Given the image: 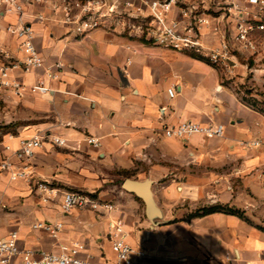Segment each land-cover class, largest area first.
<instances>
[{"label":"crops","instance_id":"crops-1","mask_svg":"<svg viewBox=\"0 0 264 264\" xmlns=\"http://www.w3.org/2000/svg\"><path fill=\"white\" fill-rule=\"evenodd\" d=\"M25 9L22 17L0 16V51L21 58L18 39L6 30L21 19L32 24L45 63L61 62L64 68L59 80L47 82L49 95L0 97L8 107L30 112L4 124H16L17 130L0 132V161L15 162L14 151L36 135L60 137L66 147L46 141L36 152V174L61 191L93 192L116 209L64 214L61 194L45 203L26 182L0 173V237L17 231L22 248L39 251L79 241L86 247L83 256L111 263L108 234L121 221L127 242L147 254L136 264H264L263 231L225 213L189 218L200 204H236L230 192L216 194L232 188V176L264 191V151L250 146L264 142V116L238 99L225 71L191 54L155 47L121 27L77 36L50 8ZM38 13L49 20L36 21ZM219 42L220 36L206 31L207 48ZM42 75L38 70L23 80L31 85ZM183 121L222 124L225 134L164 136L163 127ZM91 138L99 145L90 144ZM125 181L136 187L125 189ZM38 222L64 227L53 236L33 229Z\"/></svg>","mask_w":264,"mask_h":264},{"label":"built area","instance_id":"built-area-1","mask_svg":"<svg viewBox=\"0 0 264 264\" xmlns=\"http://www.w3.org/2000/svg\"><path fill=\"white\" fill-rule=\"evenodd\" d=\"M26 5L50 8L58 17L57 21L70 26L77 36L98 29L117 31L121 27V32L155 47L201 56L228 73L237 60L231 51L232 45L253 49L255 35L264 32V0H0V16L18 14L22 17ZM34 19L41 23L49 20L43 13L36 14ZM6 30L18 39L17 50L21 58L0 51V97L9 94L22 98L27 93L49 95L53 89L47 82L59 80L64 65L61 62L45 63L37 49L36 32L31 23L20 19L18 24H9ZM207 30L220 36V42L214 48L204 44ZM38 70H42L43 75L35 83L26 84L23 77ZM169 94L173 96L174 90L170 89ZM225 130L222 124L202 125L192 121L162 128L166 138L182 140L196 135L207 139L222 138ZM49 137L39 134L23 141L21 148L13 153L15 162L9 157L0 161V173L7 174L12 182H26L33 192L42 195L45 203L61 194L60 209L64 214L74 210L114 211L116 207L112 203L100 201L93 192L61 191L50 180L36 174L32 161L46 141L58 147L67 145L60 137ZM88 142L99 145L94 138ZM250 146L264 151L263 141H253ZM63 227L62 223L38 222L33 229L55 236ZM111 228L108 236L115 254L111 263L95 261L88 254L83 256L86 247L79 241L61 244L56 251L22 248L18 232L12 231L0 237V264H136L147 258L145 251L135 250L127 242L121 221Z\"/></svg>","mask_w":264,"mask_h":264},{"label":"rangeland","instance_id":"rangeland-1","mask_svg":"<svg viewBox=\"0 0 264 264\" xmlns=\"http://www.w3.org/2000/svg\"><path fill=\"white\" fill-rule=\"evenodd\" d=\"M127 34V32H125ZM255 46L253 49H246L243 46H233L231 51L236 57L233 63L235 66L230 73L226 72L227 81L237 95L238 99L253 110L264 111V32L257 33L254 37ZM232 63H229L232 66ZM262 114V113H261ZM264 116V115H263ZM30 117L29 111H20L14 107H8L5 101L0 99V129L15 119ZM14 131V128L1 130ZM232 188L229 191H216V194L230 192L233 203L217 202L212 205H226L240 212L248 224L257 229H264V191L246 187L242 178L232 176L230 179ZM121 183V180H117ZM264 187V183H263ZM264 190V189H263ZM202 208V204L199 205Z\"/></svg>","mask_w":264,"mask_h":264},{"label":"trees","instance_id":"trees-1","mask_svg":"<svg viewBox=\"0 0 264 264\" xmlns=\"http://www.w3.org/2000/svg\"><path fill=\"white\" fill-rule=\"evenodd\" d=\"M190 56L193 57V58H197V59H200V60L207 61L206 59H204V58H202L201 56H198V55H192L191 54ZM255 111L259 112L260 114L262 113V115H264V111H261L259 109L258 110H255ZM11 127L14 128V131L13 132L12 131H9V130L8 131H5V132H2L1 131V130H4V129H10ZM16 130H17V125L16 124H9L7 126H2V129H0V132H1V134L16 133ZM214 213H225V214H229V215H234V216H237L240 219L244 220L245 222L249 223L247 221V219H245L240 212L236 211L233 208H229L226 205L224 206V205H219V204L199 208L197 211H195L194 213H192L189 216V218L203 217V216H207V215L214 214ZM260 230L264 232V229H260Z\"/></svg>","mask_w":264,"mask_h":264},{"label":"water","instance_id":"water-1","mask_svg":"<svg viewBox=\"0 0 264 264\" xmlns=\"http://www.w3.org/2000/svg\"><path fill=\"white\" fill-rule=\"evenodd\" d=\"M123 187H124L125 189L131 190V189H133V188L136 187V186H135V184H133V183L130 182V181H125L124 184H123Z\"/></svg>","mask_w":264,"mask_h":264}]
</instances>
